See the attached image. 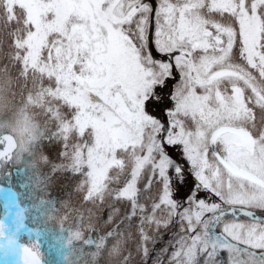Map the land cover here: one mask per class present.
I'll return each instance as SVG.
<instances>
[{
    "label": "snow or ice",
    "instance_id": "obj_1",
    "mask_svg": "<svg viewBox=\"0 0 264 264\" xmlns=\"http://www.w3.org/2000/svg\"><path fill=\"white\" fill-rule=\"evenodd\" d=\"M13 71L32 116L0 123V171L18 166L31 207L0 219L6 264H45L21 242L30 212L71 219L92 264H148L173 229L169 264H264V0H0Z\"/></svg>",
    "mask_w": 264,
    "mask_h": 264
},
{
    "label": "rangeland",
    "instance_id": "obj_2",
    "mask_svg": "<svg viewBox=\"0 0 264 264\" xmlns=\"http://www.w3.org/2000/svg\"><path fill=\"white\" fill-rule=\"evenodd\" d=\"M154 28H155V25H154V22H153V24H152V31L153 32H154ZM2 85L0 86V111H2L1 102H3L2 101L3 100L2 97L4 96L3 95V91H4L3 87L4 86H2ZM7 85L10 88L14 87L12 83H10V84L8 83ZM16 85H17V90L14 88V90H15L14 93H16V92L17 93H21L20 84H16ZM169 87L170 88L174 87V84L170 85ZM169 106H171V105H169ZM11 107H13V110H11L12 112L10 113L8 111L9 115H5V117L9 116L7 120H2L1 119L2 117L0 115V123H4V124L12 123V121L14 119H16V117L18 115H20L21 110L25 109L27 106L20 101L19 103L12 104ZM25 110L26 111H25L24 114L28 115L29 117H31V115H32L31 109H25ZM10 116L12 118H10ZM58 148H59V146H58ZM55 154H57V153H55ZM170 155H172L173 159L177 160L178 163H180L185 169H187L190 172V163L188 161H186V158L181 156L178 151L170 152ZM194 183H195V181H194L193 176L192 175H188L186 177V183L180 189V196L181 197L185 196L189 192V190L193 187ZM9 187H12L16 192H18V189H16V187H13V186H10V185H9ZM1 195H0V209H1L2 212L0 213V216L3 214L4 204L6 203V202L4 203V200L2 199ZM32 196L34 198V202H38V199L41 198V197H38V193H35L34 191L32 193ZM18 197H19V195H18ZM199 198L210 200V201H216V197L215 196L211 195L210 193H208V192H206L204 190H201V192L199 193ZM28 203H30V201ZM28 203L26 205L23 204V203L22 204L24 206L30 208L31 207V203L30 204H28ZM257 212H261V211L257 210ZM35 215H36L35 212H30L29 213V218L25 221V223L27 225V228L23 229L21 232H23V231L27 232L28 233V237H30V238L35 237L37 240H39V239H41V231L43 230V229H40V227L43 228V226H46V229H47L46 232L48 233V236H49L48 237L45 234L46 235V241L51 240V242L54 245L53 246V250L56 252V256H54V258H52V256H49V259H50V262H49L48 261V257H47L48 256L47 252L45 251V253H43V252L42 253L40 252V253L43 254V257L47 260L46 261L47 264H68V260L64 259V255L67 254L68 248L72 247V245L70 246V245L67 244V236H68V234H69V232L71 230H74L73 223H70V222H67V221H64L63 223H61V221L59 219L55 218L56 217L55 213H51L49 215V218H47L46 220L44 218H41L40 222H37L35 219H33V217H35ZM11 217H12V215H11ZM240 219L243 220L245 218L244 217H240ZM11 223H12V219L9 220L8 224H11ZM61 228H63L64 230L61 231ZM29 229L38 230L39 231V235H37L36 231L29 232ZM217 231H219V229H217ZM173 233L169 232L168 234L163 236L162 239H163V243L165 242V244L163 246L156 247L154 250H152V255L155 256L154 261H156L157 257L159 256L160 260H162V261L166 260L169 263L170 255H171V252H172V248L168 247V251L166 253H162L161 249L165 248L168 245L169 240L172 239ZM57 237H62V239L57 240L56 239ZM23 238H26V237L23 236ZM159 241H161V239ZM22 242H24V241H22ZM73 253H74V255L70 256L69 259H73L74 257L77 256V255H75V248H73ZM222 255H226V254L222 253ZM1 256H2V254L0 253V257Z\"/></svg>",
    "mask_w": 264,
    "mask_h": 264
},
{
    "label": "trees",
    "instance_id": "obj_3",
    "mask_svg": "<svg viewBox=\"0 0 264 264\" xmlns=\"http://www.w3.org/2000/svg\"><path fill=\"white\" fill-rule=\"evenodd\" d=\"M0 86H4V91H3V102H1V106H2V111H0V115H1V119L2 120H7L9 116H6L5 115H9V112L11 113L13 110V107L12 104H16V103H19L21 101V93H14L15 90L14 88L17 90V85L16 84H19L18 81L15 79V72L13 71L11 74H0ZM10 84L12 83L14 87H9L7 84ZM16 86V87H15ZM25 109H28L27 107ZM9 111V112H8ZM32 111V110H31ZM20 115H18L16 117V119L19 117ZM32 116V115H31ZM10 118H12L10 116ZM16 119H14L12 121V123H14L16 121ZM58 148V146H57ZM55 154V153H54ZM17 167L18 166H12V165H9L7 166L5 169H3L2 171H0V182L5 184V185H10V186H13V187H16V189H18V195H19V199L21 201V203L23 204H27L29 201L26 200L23 196H22V193L24 192V188L21 186V180H22V176H23V173L22 172H18L17 171ZM4 172H7V173H10V176H5L4 175ZM9 180H11V183H9ZM20 182V183H19ZM142 187V182L141 184L139 185ZM33 191L35 193H38V197H43V192L40 191L39 189L37 188H34L32 190V193ZM49 191H52L51 189ZM42 194V195H41ZM53 196H55V193L53 192ZM74 200H79V197L78 196H74L73 197ZM23 200V201H22ZM30 204V203H28ZM116 207L120 208V215L122 216L123 213H125L127 210H128V204L125 203V202H119L117 203ZM1 209H0V213H1ZM107 214H108V209H105L104 210V213H103V216L106 218L107 217ZM257 215L258 216H264V212H257ZM119 219H120V216L116 217L115 220H114V223L112 224V227H115L117 224H119ZM67 222H70V223H73V221L71 219L67 220ZM40 229H43L41 231V239L37 240L35 237H28V233L27 232H21L20 234V238L22 241H24L29 247H33L35 245H39L38 249H35V250H38L39 252V255H40V258L45 262V264H47V260L43 257V254H41L42 252L45 253V251L47 252L48 254V261L50 262V259H49V256H52V258H54V256H56V252L53 250V243L51 242V240L49 241H46V235L48 236V233L46 232V226H43L40 227ZM111 230V229H109ZM179 230L178 229H173V231H171V233L173 232H178ZM169 232H165L163 233L162 235L165 236L166 234H168ZM46 234V235H45ZM26 237V238H23ZM49 237V236H48ZM160 240V239H159ZM157 240L156 244L154 246H151L150 245V248L152 250H154L156 247H159V246H163L165 244V242L163 243V239H161V241ZM39 242V243H38ZM56 243V242H55ZM73 248L76 249H79L81 247V244L80 242H74V244L72 245ZM51 249V250H50ZM93 251V249L91 248H85V252H91ZM41 252V253H40ZM0 253L2 254V256L0 257V264H6V258L4 257V253H3V250L0 249ZM135 256V254H133ZM154 258L155 256L151 254L149 260H148V264H152L153 261H154ZM73 259H77L79 260V264H92V260H91V257H89L87 254L84 256V257H79V256H76L74 257ZM7 261H8V264H15V260L14 258H7ZM162 261V260H161ZM163 264H169L166 260L162 261ZM167 262V263H166ZM98 264H119V261H118V258L113 256L110 260L109 258L107 257V255L105 254L104 255V258L103 259H100L98 261ZM133 264H139L138 262V258L134 259L133 261Z\"/></svg>",
    "mask_w": 264,
    "mask_h": 264
},
{
    "label": "bare ground",
    "instance_id": "obj_4",
    "mask_svg": "<svg viewBox=\"0 0 264 264\" xmlns=\"http://www.w3.org/2000/svg\"><path fill=\"white\" fill-rule=\"evenodd\" d=\"M2 190H0V193L3 195L2 197L4 198L5 202L8 203V202H11L13 203V200H14V196L12 194V191L10 189H7V188H0ZM7 219L5 220V222L7 223Z\"/></svg>",
    "mask_w": 264,
    "mask_h": 264
},
{
    "label": "water",
    "instance_id": "obj_5",
    "mask_svg": "<svg viewBox=\"0 0 264 264\" xmlns=\"http://www.w3.org/2000/svg\"><path fill=\"white\" fill-rule=\"evenodd\" d=\"M0 188H7V189H10L12 192H13V194H14V201H13V209L15 208V201H16V199H17V193H16V191L12 188V187H9V186H6V185H4L3 183H0ZM10 215V214H9ZM6 218L7 217H5V215H4V213L2 214V216L0 217V219H4V220H6Z\"/></svg>",
    "mask_w": 264,
    "mask_h": 264
}]
</instances>
